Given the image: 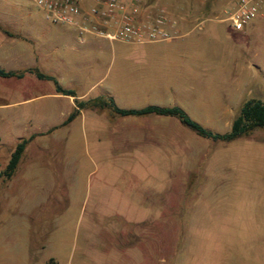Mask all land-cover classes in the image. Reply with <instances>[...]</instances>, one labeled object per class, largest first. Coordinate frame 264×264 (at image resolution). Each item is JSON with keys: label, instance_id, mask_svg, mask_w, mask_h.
<instances>
[{"label": "rangeland", "instance_id": "rangeland-1", "mask_svg": "<svg viewBox=\"0 0 264 264\" xmlns=\"http://www.w3.org/2000/svg\"><path fill=\"white\" fill-rule=\"evenodd\" d=\"M240 1L200 3L214 20L191 35L185 52L164 41L114 42L115 58L108 64L109 46L94 92L110 85L120 107L177 105L202 126L228 131L241 102L264 100V0L259 18L235 30L227 18ZM180 54L188 61L195 55L188 65L194 81L179 76ZM234 91L244 92L226 113L234 105L226 94ZM69 107L64 101L46 113L0 111V170L17 141L34 135L22 154L27 169L0 178V264H264V127L215 142L174 116L156 115L163 139L179 123L207 155L186 152L184 163L112 161L100 135L105 116L97 126L89 112L61 125ZM196 166L189 177L186 170ZM150 215L154 220L126 223Z\"/></svg>", "mask_w": 264, "mask_h": 264}, {"label": "crops", "instance_id": "crops-1", "mask_svg": "<svg viewBox=\"0 0 264 264\" xmlns=\"http://www.w3.org/2000/svg\"><path fill=\"white\" fill-rule=\"evenodd\" d=\"M164 1H167L169 5L170 2H175V7L178 8L177 10L169 8L172 17L177 19V23L168 28L171 34L169 38L153 41H111L94 33L80 34L72 25L51 21L34 0H0V68L7 71H24L22 77H0V111L11 114L46 113L54 105H61L65 101L70 105L68 115L75 106V99L85 100L95 96H111L117 104L116 97L119 94L112 90L110 85L101 92H94L97 84L104 77V74H101L103 69L100 61L102 62L103 53L108 51L109 46L111 59L108 64L115 58L114 42L142 44L164 41L175 47L177 51L185 52L187 46L192 43L189 41L191 35L197 30H202L207 21L214 20L209 15V11L197 9L204 0ZM156 5L155 3L150 4L154 7ZM90 6L91 0H82V7L85 10H88ZM259 17H264V15ZM124 57H130V53H124ZM179 58V61L174 62L175 66L181 67L178 70L181 73L179 76L183 81L188 82L190 79L194 81V71L191 72L188 65L196 64L195 55L190 61L186 58V54H180ZM30 68L54 76L62 87L73 89L75 96L57 92L51 80L38 78L33 72L27 71ZM199 80L204 81L202 78ZM236 91L231 95L225 93L226 98H230L232 103L234 101V105H229L224 112L232 113L237 102L236 98L242 97L244 91L240 93V96ZM251 92V90L247 91V93ZM152 93L157 94L156 90H151ZM35 103L42 109H34ZM86 112L92 114L94 126H97L98 117L105 116L106 133L101 131L100 135H103L106 140V156L112 161L120 159L131 162L184 163L189 160H184L182 157L186 152L191 154L199 151V154L207 155L205 150L200 148V144L182 130L179 123H174L179 127L177 132L170 135L171 138L163 139L161 134L159 135V132L163 131V120L158 121L157 117H153L157 114L122 116L107 108L103 110L83 108L75 118L86 116ZM67 115L60 121L61 125H67L75 119L62 124ZM129 116L139 117L131 119ZM53 129L54 126H50L46 131L50 132ZM100 135L96 136L98 141ZM188 154L186 156L190 155ZM28 162L29 160L24 159L22 155L16 170L21 165L23 169H27ZM172 167L173 165L168 166L169 172L173 171ZM200 169V167L189 168L186 171L189 173ZM193 172L188 174L189 177L194 176ZM201 172L200 175L206 177V173L203 171L201 174ZM148 219L154 220L150 215L130 219L126 223L140 225Z\"/></svg>", "mask_w": 264, "mask_h": 264}, {"label": "built area", "instance_id": "built-area-1", "mask_svg": "<svg viewBox=\"0 0 264 264\" xmlns=\"http://www.w3.org/2000/svg\"><path fill=\"white\" fill-rule=\"evenodd\" d=\"M53 22L69 24L78 33H94L111 41H153L171 36L177 23L167 8L142 0H91L88 10L82 0H34ZM258 0H241L227 20L235 30L259 14Z\"/></svg>", "mask_w": 264, "mask_h": 264}, {"label": "trees", "instance_id": "trees-1", "mask_svg": "<svg viewBox=\"0 0 264 264\" xmlns=\"http://www.w3.org/2000/svg\"><path fill=\"white\" fill-rule=\"evenodd\" d=\"M29 72H33L40 79L51 80L55 85V90L62 94L75 96V91L70 88L62 87L57 79L48 74L37 71L36 69H27ZM24 71H7L0 68V77H22ZM91 108L96 110L109 109L111 112L118 115H149L157 114L164 116H174L183 125L192 129L196 134L201 137L208 138L214 141H231L236 138L248 135L257 128L264 127V100L259 98H248L244 100L237 109L228 131L215 132L208 129L198 122L190 118L186 111L177 105L172 106H160L155 104H148L140 108H122L119 107L113 97L111 96H95L85 100L75 99V106L71 112L64 119L62 124H66L75 118L81 109ZM33 138V135L27 138H21L15 144L13 150L10 153L7 164L0 170V178L9 179L14 174L16 167L24 152L25 146L28 141Z\"/></svg>", "mask_w": 264, "mask_h": 264}]
</instances>
